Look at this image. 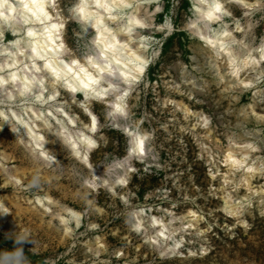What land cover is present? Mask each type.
<instances>
[{
	"label": "rangeland",
	"instance_id": "rangeland-1",
	"mask_svg": "<svg viewBox=\"0 0 264 264\" xmlns=\"http://www.w3.org/2000/svg\"><path fill=\"white\" fill-rule=\"evenodd\" d=\"M57 1L56 17L65 28L63 60L82 61L91 53V32L75 21V0ZM245 1L253 6L224 2L222 22L208 27L197 22L190 0H139L118 15L109 27L119 36L130 12L142 19L145 28L135 30L131 46L141 34L148 60L145 75L125 101L123 119L109 113V104L89 105L68 96L49 78L42 83L44 93H30L25 106L17 88L0 92V199L12 213L0 224V264H264V62L232 79L226 60L198 45L200 35L213 37L226 28L228 47L237 56L249 53L257 59V48L264 46V0ZM10 29L0 30L5 37L0 46L9 44ZM22 41L20 35L21 46ZM242 79H253L252 88L241 89ZM38 96L54 115L34 122ZM56 109L75 126L69 127ZM12 111L39 130L45 150L58 162L55 168L37 159ZM88 111L99 123L91 172L60 143L88 124L82 115ZM127 125L146 138L142 161L124 160L130 144L118 129ZM244 141L252 147L247 163L253 175L223 162L224 151ZM90 174L88 191L83 186ZM119 175L124 188L114 184ZM36 197L43 203L51 198L52 204H44L57 220L42 214L33 203ZM62 207L79 214V228L70 219L66 226L60 223ZM189 210L193 218L187 217ZM153 217L166 225V242L156 239ZM186 223L191 230L171 232Z\"/></svg>",
	"mask_w": 264,
	"mask_h": 264
},
{
	"label": "bare ground",
	"instance_id": "bare-ground-1",
	"mask_svg": "<svg viewBox=\"0 0 264 264\" xmlns=\"http://www.w3.org/2000/svg\"><path fill=\"white\" fill-rule=\"evenodd\" d=\"M138 1L75 0L72 12L75 21L79 23L83 31L91 32L92 39L89 43L91 53L85 56L82 61L77 57H71L64 61L65 40L62 34L65 28L63 22L56 17L55 6L57 0H0V30L11 28L9 44L0 46V57H2L0 63V92L6 91L7 87L17 88L20 105L25 106V101L30 93L33 91L39 93V95L44 93L42 83L49 78L52 85H60L68 96L81 97L82 101L89 105L97 103L98 105L104 104L107 106L109 104V113L123 119L125 101L129 98L130 91L139 85L148 66L145 55L146 39L139 34L140 40L134 46H131L135 30L143 31L145 26L136 12L129 13L122 25L120 36L112 31L109 24L115 23L118 15ZM226 1L190 0L192 3L191 11L197 22L202 23L205 27L215 26L222 22V16L225 14L224 2L227 3ZM228 1L232 5L240 3L241 7L246 9L253 6L245 0ZM193 24L195 27L197 26L196 22ZM237 31H239V27ZM20 35H23L24 40L22 46L19 43ZM199 37L198 45L226 60L228 74L232 79L240 77L241 69H252L254 64L264 62V46L262 45L257 48V59L249 53L237 56L227 45L229 31L226 28L216 31L213 37L204 34ZM4 38L1 35V42L4 41ZM22 48H26L25 53H23ZM20 67L22 68L20 69ZM229 77L228 79H230ZM233 82L234 80L227 81L228 84ZM252 84L253 79L240 80L241 89H251ZM118 85H122L123 88L118 89ZM49 100L54 101L55 96L51 95ZM44 101H41L38 96L36 101L38 109L37 111L32 110L35 117L34 122L40 121V116L44 114H46L45 116L54 115L47 106L49 102ZM250 110L256 117L257 114L254 108ZM56 111L61 114H59L61 118L65 119L66 117L69 120L70 124H67L69 127L75 126L73 120L64 111L59 109H56ZM12 114L16 119L13 122L19 123L26 131V139L30 144L31 151L37 154V159L47 169L55 168L58 162L52 154L49 155L45 150L43 137L39 130L36 132V127L33 130L13 111ZM82 115L86 117L88 124H84V128L78 130L74 136L64 135L60 143L66 148L70 158L80 164L85 171L86 168L87 170L90 168L89 156L98 147L95 136L99 133V123L92 112L88 111V114L82 113ZM0 116L3 117V114L0 113ZM118 130L130 144L125 152L124 160L133 158L142 161L146 157L145 136L129 125ZM237 148L236 150L227 148L224 151L223 162L230 169L237 168L245 175H253V166L251 162L247 163V154L252 152L250 143L244 141ZM88 171L91 172V168ZM126 172L128 173V171ZM94 177H96V174H94ZM114 184L119 188H124V175H119ZM83 187L88 191L91 190V174ZM35 200L37 203L35 201L33 203L41 208L43 215L49 214L51 218L57 220V215L54 217L46 205L52 204L50 197L44 198L46 204L43 203V198L36 197ZM60 211L62 214H58V220L63 226H66L70 219L74 227H80L79 214L68 207H62ZM10 215L12 213L9 212L4 201L0 199V224H5ZM67 216L69 218L66 219ZM194 216L195 212L189 210L187 217L193 218ZM150 223L156 239L166 242L169 238L166 236V225L156 217H153ZM186 224L187 226L179 229L180 231L172 229L171 232L191 230L192 225ZM140 225L141 220H137L135 233L140 232ZM67 233L68 230L66 229L65 234ZM167 254L172 255L173 252Z\"/></svg>",
	"mask_w": 264,
	"mask_h": 264
}]
</instances>
